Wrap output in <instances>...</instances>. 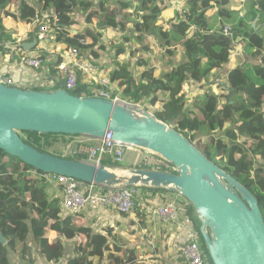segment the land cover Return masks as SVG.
Returning a JSON list of instances; mask_svg holds the SVG:
<instances>
[{
	"label": "trees",
	"instance_id": "16d2710c",
	"mask_svg": "<svg viewBox=\"0 0 264 264\" xmlns=\"http://www.w3.org/2000/svg\"><path fill=\"white\" fill-rule=\"evenodd\" d=\"M162 4V0H0V39L17 37L22 30L42 21H51L56 15L57 40L63 51L77 47L81 58L96 63L107 49L106 40L97 45L103 29H107L111 45L118 43L123 47L120 43L139 42L147 39L144 37L147 32L160 47L175 46L176 49L181 46L183 59L170 71L160 72L147 59L144 53L156 48V44L148 39L150 42L144 46V51L138 47L131 50V55L137 57L133 71L128 61L115 59L101 66L100 74L110 79L122 100L141 104L146 110L149 104L154 108L156 118L186 136L210 160L246 186L256 196L264 216V0H241L242 8L246 9L242 17L236 10L225 7L222 0H188L182 13H177L175 21H169L167 26L159 23ZM78 8L86 23H97L99 30L93 33L95 39L92 41L83 31L73 32L75 14L80 12ZM214 10H217V20L220 19L219 27L209 22ZM226 25H231L230 34L224 32ZM132 27L140 33L134 35L129 30ZM114 29L119 34L127 30L128 35L116 36ZM192 29H195L193 33ZM34 32L31 31V35ZM82 39L87 43L82 44ZM239 41L245 44V56L256 62L244 64L241 60L244 54L236 45ZM232 57L241 62V66L229 67ZM54 65L50 64V68L56 73ZM209 81L216 92L206 91L190 105L187 90L192 93L204 90V83ZM223 83L228 84L230 93ZM61 86L56 84L46 88L40 84L26 89L51 91ZM100 89L96 79L80 80L70 93L96 97ZM23 132L35 137L31 142L23 140L43 152H49L48 147L58 143V136L69 137V141L77 136ZM49 137H54L52 142ZM103 163L108 165L110 160L106 158ZM123 164L122 161L112 166ZM129 167L175 172L173 163L145 150H141L138 160ZM32 169L34 167L0 149V232L7 239V243H0V264H10L18 252L23 257L31 254V225L44 230L50 221H53L52 228L58 230V236L52 239L36 237L37 253L50 263H58L65 254V240L76 239L74 254L65 264H158L160 258L156 257V250L142 254L129 247L127 238L113 235L111 230L109 235H103L80 224L74 216L62 215L59 199L50 198L47 185L28 174L27 171ZM142 188L154 192L164 190ZM178 203L206 260L213 264L193 205L183 196ZM78 236L83 238L78 239ZM179 264H184V260L179 259Z\"/></svg>",
	"mask_w": 264,
	"mask_h": 264
},
{
	"label": "water",
	"instance_id": "95a60500",
	"mask_svg": "<svg viewBox=\"0 0 264 264\" xmlns=\"http://www.w3.org/2000/svg\"><path fill=\"white\" fill-rule=\"evenodd\" d=\"M37 43L25 42L26 50ZM223 86L229 91L227 83ZM229 96V94H228ZM113 138L174 164L175 172L122 168L43 152L19 132ZM0 149L35 169L107 186L140 185L179 192L192 205L213 264H264V216L256 196L186 136L144 108L63 88L26 89L0 83ZM0 243L7 239L0 232Z\"/></svg>",
	"mask_w": 264,
	"mask_h": 264
},
{
	"label": "built area",
	"instance_id": "2783aa9c",
	"mask_svg": "<svg viewBox=\"0 0 264 264\" xmlns=\"http://www.w3.org/2000/svg\"><path fill=\"white\" fill-rule=\"evenodd\" d=\"M184 1L168 0L179 13L182 12ZM57 23V16L54 15L51 21H42L31 27L35 31L34 34L37 39L35 47L31 50H26L23 47L25 42L31 41V30L21 32L19 36L14 38L0 39V53L4 51L8 54L16 66L18 74L29 73L31 76L28 81H20L15 75L0 74V83L8 86H23L24 88L40 84L50 88L56 84H61L60 88L70 92V90L78 86L80 80L89 82L92 79H96L101 86L96 97L109 99L122 105L140 107L138 104L122 100L115 93L110 79L100 74L99 64L92 60L81 58L80 50L77 47H72L65 51L61 55L59 62H51L55 64L54 68L57 69V76H51L48 82H36L38 80L36 78L37 74L42 72L44 59L47 55H53L54 49L52 50V46L58 43L56 34ZM92 28L94 31L99 30L97 25L92 26ZM102 31H105V29ZM224 32L230 34L231 28L226 25ZM123 34L118 33L121 36ZM81 43L86 44V39H82ZM92 139L95 142L82 141L70 148L72 156L99 166L104 164V154L107 153L112 156L114 164L121 163L127 145L115 140L112 131L108 130L102 138L93 137ZM27 172L32 177L40 178L47 185V188L61 187V206L63 210L72 216L90 208H112L121 214L133 215L140 205V197L142 195V186L140 185L107 186L95 182H84L65 175L46 173L35 168ZM155 214L163 222L174 223L180 221L184 236L178 246V254L184 260V264H209L193 228L185 222L182 208L178 202L166 201L159 204L155 208Z\"/></svg>",
	"mask_w": 264,
	"mask_h": 264
},
{
	"label": "crops",
	"instance_id": "0c3cea01",
	"mask_svg": "<svg viewBox=\"0 0 264 264\" xmlns=\"http://www.w3.org/2000/svg\"><path fill=\"white\" fill-rule=\"evenodd\" d=\"M186 1L188 0H185L184 2L186 3ZM162 3H163L162 4L163 10L160 14V22L162 24H165V26H167L169 21H172V20L175 21L177 13L178 14L180 13L168 2V0H162ZM185 3H184V6H186ZM222 3L224 4L225 7H228L230 9H235L236 12L243 9L241 5V0H222ZM245 10L246 9H244L242 13L246 12ZM216 14L211 13V16L215 15V18H216L217 16ZM241 15L242 14H240V16ZM211 16L210 18H214ZM84 17L85 16L80 12L75 14L73 32L78 33V32L83 31L88 35V40H90V34L96 33V31L93 30L92 26L97 25V23L95 22L86 23ZM218 22H220V19L218 20ZM27 30L33 31V28L30 27L26 30H22L21 32H24ZM129 30H132L134 35H137L138 33H140L139 31H136L135 27L129 28ZM112 31L117 36L118 31L115 29ZM122 33H124L123 34L124 36L128 35L127 30L123 31ZM145 34H147V37L146 36L144 37L147 39H150L152 41L151 43L156 42L154 38H151L149 33L145 32L144 35ZM109 37L110 35L107 33V29H105V31L103 32L102 39L106 40L107 49L111 47V43L108 42ZM34 38H35V34L33 33L31 35L30 40L32 41ZM127 45H130V44H127ZM236 45L238 46L239 51L242 52L245 56L246 52L244 51V47H245L244 43L241 44V42L239 41V42H236ZM34 47H32V49ZM53 49H54L53 55L52 56L47 55L46 58L44 59L42 72L37 74L36 78L38 80H36V82H39V83H43L46 81L48 82L51 76L53 77L57 76L58 74L57 71L56 73L51 72L50 64H52L51 62L59 61L64 51L59 43H57L56 45H53L52 50ZM158 49L160 50V47ZM141 50L144 51V49H141ZM104 53L105 52H102V57L100 58V60H98L100 67L103 65H106V63L109 61V59L103 58ZM126 55L128 54L126 53ZM245 63H246V60H244V64ZM15 67L16 66L11 61L7 53H5L4 51L0 53V74L15 75L16 77L20 79V81H28L31 79V76L29 73L18 74ZM130 69H133V68L130 67ZM92 138L93 137H90L91 140H94ZM141 150H144V149L138 148L135 146H127L125 148L124 156L122 158V161L124 164L121 167L129 168L130 163H135L141 154ZM145 152L150 153L149 151H146V150ZM104 157H105L104 159L107 158L110 160V163H108V166H111L114 164L113 158L111 155L105 153ZM126 158H127V161L125 160ZM46 190L49 193V197L59 199L60 205H61L62 188L61 187H49V188L46 187ZM141 192H142V195L140 197V205L136 209L133 215H124L112 208H100V209L90 208V209L84 210L78 215H75L74 217L77 218V221L80 224L84 226H90L94 232H100L103 235L104 234L106 235L111 230L113 232V235H116L118 237L127 238V243L129 247L135 248L138 252L142 254H146V253L151 254L153 250H156V257L160 258L158 260V264L159 263L160 264H179V259H182V258L178 254V246L181 243V239L184 236L181 230L180 221H177L174 223L163 222L155 214V208L163 202L174 201V198L181 200L182 195L177 191H173L167 188H164V190L158 191V192H154L149 189L144 190L142 188ZM179 206L181 207L180 204ZM61 209H62V215H70L65 210H63L62 206H61ZM55 236H58V233ZM55 236H49L48 238L52 239ZM81 238L83 237L78 236V239H81ZM109 238L112 239L113 237L110 236ZM36 242L38 244L37 239H36ZM73 254H74V248H73ZM34 255L36 254L34 253V251H32V256ZM37 255L41 258L39 259L40 263L38 262V260H35L36 258L33 259V257L32 258L31 257H28V258L21 257V262L13 258L10 264H55V263H50L46 261L38 253ZM24 259H27V260L25 261ZM67 259L64 261V264L67 261ZM33 260L36 263H33L34 262ZM146 264H150V263L147 262Z\"/></svg>",
	"mask_w": 264,
	"mask_h": 264
},
{
	"label": "rangeland",
	"instance_id": "374dc122",
	"mask_svg": "<svg viewBox=\"0 0 264 264\" xmlns=\"http://www.w3.org/2000/svg\"><path fill=\"white\" fill-rule=\"evenodd\" d=\"M78 9H80V8H78ZM243 11H244V8L241 9L240 11H238V16H240V14H243L242 13ZM80 13L83 14V12H82L81 9H80ZM213 13L216 14L217 13V10H215V12H213ZM211 17H214L215 18V15H212ZM240 17H242V15ZM214 18H210L209 22L210 23H216V26L219 27L220 25H219V22L217 20V16L215 18L216 21H215ZM159 23L161 24V22H159ZM34 25H31L30 27H34ZM227 26H229L231 28V25H227ZM194 31H195V29H192V32L191 33H193ZM144 36L147 37V34H145ZM134 38H136V37H134ZM94 39H95V35H93V33H91L90 34V41H92ZM246 39L247 38H245V40ZM103 40L104 39L100 38V40L98 41V44L97 45H101L103 43ZM149 42H150V40H148V39H142L139 42L136 40V41H134V43H132L130 45H127V43H123L122 44V43L119 42L121 45H123V47L118 46L117 45L118 43H115L116 45L115 44L114 45H111L112 47H110L109 49L103 50V51H105L103 58L104 59H109V61L110 60H115V59L128 61L130 63L131 68H133V69H131L133 71L135 69V67H136V60H137L136 58L137 57H133L131 55V50L134 49L135 47H138L141 50V49L144 48L145 45H148ZM156 43L157 42H155V44ZM241 44H243V43H241ZM156 45L158 47H156L154 50H151V51L148 50L144 54L146 55L147 59L152 64L156 65L160 69V72L170 71L174 66H176L177 64H179V62L183 59V48L181 46H178L176 49H174L175 46L170 47V48H163V47H160L158 45V43ZM159 47H160V50L158 49ZM126 53L128 55H126ZM233 57H232V60L229 63V67L241 66V64H240L241 62H238V61L234 60ZM241 60H246V64L247 65H251L254 62H256L255 60H253L249 56H244ZM242 66H244V65H242ZM54 67H55V65H54ZM112 67L113 66L111 65L110 68H112ZM55 70L57 71V69H55ZM204 85H205V88H203L204 90L199 89L196 92L192 90L193 93L191 92V90H187L188 91V94L190 96V105L193 103L194 99L202 98L206 91H210V92H213V93L216 92V89L213 88V85H212L211 81L205 82ZM20 87H23V86H20ZM46 88H48V86H46ZM144 100L147 101V104H148V100L146 98H144ZM140 107L143 108V106H140ZM147 109L148 110H146V109L145 110L148 111L149 113H151V114L154 113V108L151 107V106H149V104H148ZM19 134H20L21 137H23V139H25L27 141H30V142L32 141V139L35 138V137L30 136L26 132H19ZM74 136H76V135H74ZM53 138L54 137H49V139H50L51 142L53 141ZM68 138L69 137H65L64 138L62 136H58V139H59L58 140V143H56V144L53 143V145L49 146L47 150L50 153H52V154L53 153H56V154H58L60 156H64V157H74L71 154V149L70 148H72L76 143H79V142H82V141L95 142V140H91L90 139V136H85V135H77L71 141H69ZM63 140H67V141L66 142H63ZM65 143H67V144L64 145ZM125 160L127 161V158ZM111 168L114 169L115 167H111ZM24 169H22V170H24ZM114 170L124 171V170L118 169V168H116ZM174 201L175 202H180L181 200H179L177 198H174ZM195 215H196V219H197L198 223L201 224L200 221H199L198 215L197 214H195ZM52 222L53 221H50V224ZM50 224L47 227H45L44 230H39V228L38 227L35 228L34 225H31V227H30L29 245H30V248H31V252L34 251V253L36 255L32 256V253H31V254H27L26 257H23L22 253L21 252H18V253H15L12 258H14L15 260L21 262V257H23V258L33 257V259L36 258L35 260H38V262L40 263L39 259H41V258L37 255V251H36L38 249L37 242H36V237H39V238L40 237L41 238H48L49 236H55V235H57L58 230L55 229V228H52V226ZM36 233H39V234L36 235ZM65 243H66V252L60 258V261L58 263H55V264H64V261L68 257H70V256L73 255V248H74V245L76 243V239H72V240H70V239L68 240L67 239V240H65ZM24 260L26 261L27 259H24ZM33 263H36V262L34 261Z\"/></svg>",
	"mask_w": 264,
	"mask_h": 264
},
{
	"label": "bare ground",
	"instance_id": "6f19581e",
	"mask_svg": "<svg viewBox=\"0 0 264 264\" xmlns=\"http://www.w3.org/2000/svg\"><path fill=\"white\" fill-rule=\"evenodd\" d=\"M115 172L117 173V174H120V173H123L124 171H121V170H115ZM120 182H111V183H109V184H111V185H113V186H119V185H121V184H119Z\"/></svg>",
	"mask_w": 264,
	"mask_h": 264
}]
</instances>
